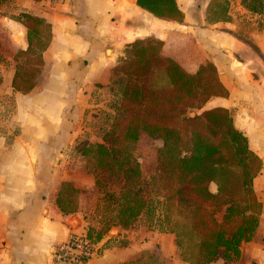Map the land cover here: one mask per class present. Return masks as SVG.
Returning <instances> with one entry per match:
<instances>
[{"label": "crops", "instance_id": "crops-1", "mask_svg": "<svg viewBox=\"0 0 264 264\" xmlns=\"http://www.w3.org/2000/svg\"><path fill=\"white\" fill-rule=\"evenodd\" d=\"M175 2L181 20L158 17L137 0H0V264H51L55 246L91 225L85 213L91 204L65 213L56 202L59 190L65 181L94 190L79 144L101 141L100 116L114 114L108 103L123 50L149 37L163 42V53L169 42L182 46L187 52L177 60L190 70L203 59L215 66L227 93L211 96L207 108H226L261 160L252 180L260 211L251 238L240 242L237 256L209 264H264V10L251 11L242 0ZM25 13L40 19L49 36L34 85L21 92L12 81L32 48ZM223 212V206L215 211L217 220ZM134 225L111 226L99 243L115 244L87 264H122L147 250L190 264L179 258L173 233L152 235Z\"/></svg>", "mask_w": 264, "mask_h": 264}, {"label": "trees", "instance_id": "trees-1", "mask_svg": "<svg viewBox=\"0 0 264 264\" xmlns=\"http://www.w3.org/2000/svg\"><path fill=\"white\" fill-rule=\"evenodd\" d=\"M242 1L251 11L264 10V0ZM137 4L161 18H183L175 0H137ZM22 23L32 48L22 57V73L19 80L18 72L15 74L12 87L27 92L34 85L31 79L39 69V52L49 33L40 30L41 20L32 15L22 14ZM162 44L149 37L125 46L119 63L124 59L131 65L140 55L145 72L128 78L101 141L85 143L80 149L83 155L95 154L94 190L81 191L65 181L56 202L65 213L77 211L81 204L99 206L109 213H101L99 228H87L100 240L111 226H133L150 208V199L157 196L169 223L163 231L174 234L182 261L209 264L217 258L232 259L258 222L260 203L252 180L261 160L248 147L226 108H206L197 116H184L186 106L201 107L211 96H224L227 91L210 61L203 59L190 70L177 60L187 52L182 46L171 42V49L163 53ZM158 74L165 80L161 86L154 79ZM181 126L189 131L188 147L183 146L187 132H182ZM157 140L160 145L155 144ZM210 183L215 184V191ZM222 206L224 212L217 220L215 211Z\"/></svg>", "mask_w": 264, "mask_h": 264}, {"label": "rangeland", "instance_id": "rangeland-1", "mask_svg": "<svg viewBox=\"0 0 264 264\" xmlns=\"http://www.w3.org/2000/svg\"><path fill=\"white\" fill-rule=\"evenodd\" d=\"M154 41V40H153ZM173 44H171V42L168 43L166 49L170 50L171 46ZM140 55H137L136 57L133 58V64L129 65L128 62H126L124 59L120 61L119 65V69L117 68V71L119 73V77H118V81L116 82L115 87L111 88L113 91V96L111 97L110 95V99H109V103L110 104V108H113L114 110V114L120 104V101L122 99V91H123V87L126 84L127 80L129 77L133 78L134 76H142L144 74V69L142 68V64L143 62L139 60ZM5 60V57L2 56V54H0V61ZM154 79H156L157 83L159 86L163 85L165 80L162 78L161 74L156 75V77L154 76ZM195 102H197V100H195ZM4 105L0 102V106ZM207 108L206 102L204 104L201 105V107H197V105L195 104L193 105H189L185 107L184 110V116L186 117H194L197 116L199 114L202 113V111L204 109ZM113 115H102L100 116V120L103 121V124L106 125V127H102V130L99 131V135L103 136L102 134H104L110 127L111 122L113 120ZM175 125V124H174ZM181 125V124H180ZM178 125V126H180ZM176 126V125H175ZM187 126L182 127L181 126V130L186 131L187 133H184V142H183V146L188 147L190 145V140H188L189 137V131L186 130ZM184 128V130H183ZM156 145H160L161 141L157 140L154 141ZM86 142H81L79 144V150L82 149L83 145ZM84 160L85 163L87 165V168H89V170L94 173L95 171H97L98 169L96 168V157L95 154L93 152H90L86 155H84ZM209 186L214 188V184L210 183ZM93 191V190H92ZM97 196L96 193H94V196ZM92 197V203L93 201L96 199V197ZM99 202V201H97ZM94 204V203H93ZM150 208L148 209V211H145L140 217L139 219L135 222V225L133 228L136 229H141L143 230V228L149 232H151L152 235H154L155 233H167L166 231H163V229L167 226H169L168 221H165L164 219V211H165V206L162 207V199L157 197V196H153L150 199ZM94 206V205H93ZM93 206L90 208V210L86 211V216H87V220L89 221V224H91V228L93 226V228L97 229L99 228V216H101V213L103 212V214H109V213H105V210H102L99 208V206L95 209L93 208ZM210 207H213V204L210 205ZM221 208V207H219ZM218 210V209H217ZM216 210V211H217ZM167 213L169 214L170 212L167 211ZM94 230V229H93ZM95 231V230H94ZM94 234V233H93ZM123 241H121L122 243ZM114 242H110L109 240L106 241H100V243L98 244V252L96 254H98L99 252H102L103 250L107 249L108 247H111L112 245H114ZM155 248V249H154ZM153 253H158L159 252V248H158V244L155 245V247H153ZM145 252H149V250L147 251H142L140 253V255L131 261H127V262H123L122 264H171V262L169 260H167L165 257L161 256V255H154L153 256H149V254H145ZM176 252L178 254V249L176 247ZM95 254V255H96ZM94 255V256H95Z\"/></svg>", "mask_w": 264, "mask_h": 264}, {"label": "built area", "instance_id": "built-area-1", "mask_svg": "<svg viewBox=\"0 0 264 264\" xmlns=\"http://www.w3.org/2000/svg\"><path fill=\"white\" fill-rule=\"evenodd\" d=\"M98 244L99 240L87 231L71 232L65 242L58 244L52 250L51 264H87L98 252Z\"/></svg>", "mask_w": 264, "mask_h": 264}]
</instances>
